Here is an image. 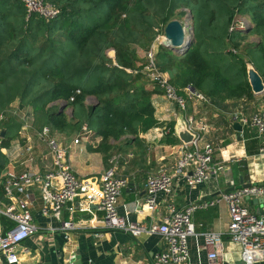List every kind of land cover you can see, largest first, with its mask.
Returning a JSON list of instances; mask_svg holds the SVG:
<instances>
[{"label":"trees","instance_id":"1","mask_svg":"<svg viewBox=\"0 0 264 264\" xmlns=\"http://www.w3.org/2000/svg\"><path fill=\"white\" fill-rule=\"evenodd\" d=\"M43 1L58 8L59 17L49 22L27 18L20 0H0V114L19 99L20 108H33L39 131L49 127L71 135L87 125L102 138L97 151L107 164L125 146L141 147L140 136L160 125L152 98L162 91L134 71L143 69L142 55L156 41L157 30L182 9L190 11L194 42L183 54L160 46L158 69L180 94L192 85L221 111L241 101L248 111L257 105L247 67L252 65L264 79V0ZM239 15L251 22L231 32ZM249 36L261 40L247 43ZM108 50L115 51L113 57ZM71 96L75 101L70 103ZM56 102L72 108L71 118ZM21 126L16 118L5 122L3 147H9ZM165 128L170 129L166 142L179 144L174 125ZM6 164L0 153V180ZM0 198L5 199L1 188ZM3 223L10 224L5 217Z\"/></svg>","mask_w":264,"mask_h":264},{"label":"crops","instance_id":"2","mask_svg":"<svg viewBox=\"0 0 264 264\" xmlns=\"http://www.w3.org/2000/svg\"><path fill=\"white\" fill-rule=\"evenodd\" d=\"M142 57L144 58V54ZM256 97L257 105L253 106L254 109L264 104V94ZM152 102L155 108L154 115L160 125L140 136L141 147L136 149L132 144L125 146L121 153H118L119 156H115L108 164L97 151L102 138L94 135L87 125L71 135L52 130V136L58 139L67 152V163L80 178L97 180L110 167H115L118 176L128 181V187L123 190L117 206L119 215L128 222L148 226L152 221L161 222L168 215V203L173 204L178 211H185L191 205L200 206L217 201L225 192L238 190L243 184L264 185V157L259 155L260 142L257 133L248 127H242L241 131H238L230 124L231 112L244 107L243 101L230 111H221L213 105L204 103L189 104V112L204 116L211 127L215 165H221L224 170L204 184L194 187L189 186L186 178L175 171L180 156L178 150L182 143L168 144L163 133L167 124H173L175 129L182 114L162 93L154 94ZM58 103L53 105L61 110ZM10 110L28 115V123L32 128L23 129L22 125L15 140L9 147H4L0 151L7 159L0 180V188L5 198L2 200L6 203L10 202L4 194L8 174L21 176L32 172L45 175L56 170L55 156L52 155L47 143L37 134L39 129L34 125L33 108H20L18 99L14 101ZM70 111L72 113V108H66L64 114L68 116ZM12 118L22 123L18 116ZM76 139H79V143H75ZM27 148H31V151H26ZM160 167H165L173 175V192L168 197L163 194L158 197L159 210L151 216L146 209L145 183L148 175ZM191 171L193 170L190 168L189 172ZM12 191L16 197L29 202L33 225L37 228V233L20 245L21 264H153L154 257L166 248L164 239L158 234L133 237L120 230L104 228L105 213L97 204H91L86 199L79 198L73 204L65 206L61 219H57L43 214L44 203L40 185L26 188L24 194L15 189ZM218 204L198 209L193 214L192 221L199 234L206 231L225 234L227 231L230 220L228 207L223 201ZM246 206L255 214L262 213L264 198L247 201ZM63 222H71L75 226L74 230H60ZM96 233L100 235L96 236ZM223 244L224 264H240L242 246L230 240L228 236L223 238ZM188 246L187 264H207V255L211 248L206 245L203 236L189 237ZM0 264H8L1 253Z\"/></svg>","mask_w":264,"mask_h":264},{"label":"built area","instance_id":"3","mask_svg":"<svg viewBox=\"0 0 264 264\" xmlns=\"http://www.w3.org/2000/svg\"><path fill=\"white\" fill-rule=\"evenodd\" d=\"M24 5L27 18L32 15L49 22L60 15V10L53 4H48L43 0H20ZM249 19L239 15L230 28V31L246 29L249 26ZM165 26L157 30V36L153 45L145 51V64L141 72L145 77L156 84L162 91V95L172 102L180 114L185 115L188 129L196 135V139L191 144H181L178 152L180 156L176 162V173L186 178L189 186L194 187L204 184L211 177H216L224 172L221 165H215L214 143L211 142L212 132L204 116L189 112L190 103L213 105L211 98L201 93L192 85H187L182 94L171 83L167 73H162L156 64V55L159 47L164 42ZM80 90L75 92L79 95ZM75 101L71 96L70 103ZM63 105L67 103L61 102ZM68 112V114H70ZM19 116L22 120L23 129H31L28 123V115L19 111L8 109L0 114V151L3 147L4 138L1 137L4 124L10 117ZM238 123L242 127H248L255 131L259 139V155L264 157V104L260 107L248 111L234 110L230 114V124ZM163 133H169L170 129L165 128ZM38 136L47 143L52 155L55 156L54 164L56 170L45 175L24 173L21 176L8 174V180L4 185L5 197L10 200L8 203L0 199V253L5 257L8 264H21L20 245L37 233V228L33 225V217L29 211V202L24 198L16 197L13 189L24 194L25 189L40 185L43 198L42 212L47 217L61 219L65 206L71 205L75 200L82 198L89 203H95L99 209L105 213L104 228L120 230L133 237L143 235L158 234L165 241V250L154 257L153 264H187L189 260L188 238L192 236H203L206 245L211 250L207 255V264H224L225 245L223 238L228 236L230 240L242 246V261L247 264L264 263V213L258 215L253 213L246 202L254 199L264 198V185H249L241 189L225 192L217 201L202 204L200 206L191 205L185 211H178L175 206L168 203V215L161 222L152 221L148 226L128 222L120 216L117 210L123 190L128 187V181L119 177L116 168L110 167L99 179L80 178L67 163L66 150L60 145L58 139L52 136L49 127H44L39 131ZM82 138V136L80 137ZM79 143V139L75 140ZM26 151H31L27 148ZM115 157L111 160L113 161ZM190 168L193 170L190 171ZM173 175L165 167H160L155 172L148 175L145 183L147 197L145 200L146 209L154 216L158 212V197L160 195L169 196L173 190ZM13 202H12V201ZM225 202L228 207L230 220L225 234L206 231L199 234L192 217L198 209H205L214 206L216 203ZM9 221L5 226L3 218ZM75 226L71 222H63V231H73ZM53 232L55 230L52 229ZM100 234L96 233V236Z\"/></svg>","mask_w":264,"mask_h":264},{"label":"water","instance_id":"4","mask_svg":"<svg viewBox=\"0 0 264 264\" xmlns=\"http://www.w3.org/2000/svg\"><path fill=\"white\" fill-rule=\"evenodd\" d=\"M164 36H165V40L162 46L163 47L165 46L173 50H177L180 54H183L185 51H187L193 43L192 40H189V38H187L186 28L183 25V23H181V21L179 20H172L166 25ZM113 53H115L114 50ZM247 75L252 89V93H254L255 96L263 95L264 79L262 75L258 73L252 65H248ZM66 108L67 106L63 105L61 107L60 112H64ZM233 127L238 131H241L242 128V126H240L238 123L233 124ZM175 133L177 138L184 145L191 144L196 139V135L188 129L187 122L185 120V115L183 114L180 116V119L177 122V125L175 127ZM5 134H6V129H3L1 133V137L5 138ZM244 186H249V185L243 184L241 188H243ZM262 213H258V215ZM240 264H247V263H244L242 261L240 262Z\"/></svg>","mask_w":264,"mask_h":264},{"label":"rangeland","instance_id":"5","mask_svg":"<svg viewBox=\"0 0 264 264\" xmlns=\"http://www.w3.org/2000/svg\"><path fill=\"white\" fill-rule=\"evenodd\" d=\"M182 12H184V14L180 16L179 14H181ZM174 18L175 19H173V20H179V21H181V23H183V25L186 28L187 38H189V40H192L194 42V38H193V20H192V17L190 15V11L187 10V9H182V10H180V11L177 12V15ZM247 18L251 22V19L249 17H247ZM260 40L261 39L259 37L249 36V38H247V43L257 44L258 42H260ZM175 51H176V53L180 54L177 50H175ZM108 55L110 57H113L114 56L113 50H108ZM259 68H260V66H259ZM93 100L94 99H92V101ZM67 117H70L71 118L70 114H68ZM18 118H20V117L18 116Z\"/></svg>","mask_w":264,"mask_h":264},{"label":"bare ground","instance_id":"6","mask_svg":"<svg viewBox=\"0 0 264 264\" xmlns=\"http://www.w3.org/2000/svg\"><path fill=\"white\" fill-rule=\"evenodd\" d=\"M164 39H165V37H164Z\"/></svg>","mask_w":264,"mask_h":264}]
</instances>
